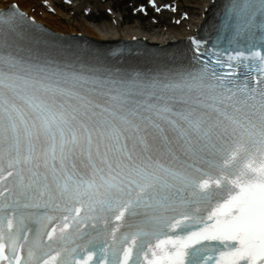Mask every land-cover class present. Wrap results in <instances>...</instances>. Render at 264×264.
Here are the masks:
<instances>
[{"label":"snow or ice","instance_id":"1","mask_svg":"<svg viewBox=\"0 0 264 264\" xmlns=\"http://www.w3.org/2000/svg\"><path fill=\"white\" fill-rule=\"evenodd\" d=\"M41 31L0 13V264H264V0L152 68Z\"/></svg>","mask_w":264,"mask_h":264},{"label":"bare ground","instance_id":"2","mask_svg":"<svg viewBox=\"0 0 264 264\" xmlns=\"http://www.w3.org/2000/svg\"><path fill=\"white\" fill-rule=\"evenodd\" d=\"M78 1V0H77ZM81 3H79L73 10L77 11L78 9H83L86 7L93 6L94 10H102L105 9L108 6H111V4L114 2V0H111L107 3H101L100 0H79ZM138 1V0H135ZM209 0H186L185 3L180 2L179 7L187 8L188 12L191 16V23H184L182 26H172L170 24H164L168 26V34L173 35L171 36H165L166 33L162 34L164 31H162V27L159 30L151 31V30H143L141 27H134V26H124L121 24L120 27H113L112 24H107L103 26L95 25L93 23H79L78 26H74L73 23H77L75 21H72L71 17H68L67 14L64 12L65 10L60 7L58 9L57 15H50L46 14L45 16H42V18H39V20L44 22L45 24L52 27L53 30L62 33L67 34L68 32H79L82 31L89 37H92L94 39H97L101 42H111L116 41V39L120 37L128 38L132 37L134 35H141L145 34L149 37V39L153 42H156V40L161 37L165 36L168 39L172 38H178L182 36H187L188 32L186 31V27L188 25H197L200 21L199 15L200 12L203 10V8L206 6ZM10 2H18L25 10L30 11L31 8H36V11H39V5L40 3L35 0H0V8H5ZM187 3V4H186ZM91 4V5H90ZM73 22V23H72Z\"/></svg>","mask_w":264,"mask_h":264},{"label":"rangeland","instance_id":"3","mask_svg":"<svg viewBox=\"0 0 264 264\" xmlns=\"http://www.w3.org/2000/svg\"><path fill=\"white\" fill-rule=\"evenodd\" d=\"M128 3H129V0H126L124 3L118 2V6H117V7H118V9H121V10L124 12V11L127 10ZM105 19H106V18H105ZM76 20H78V18H77ZM106 20H107V19H106ZM72 23H73V22H72ZM79 23H80V22H77L76 24L73 23V25H74V26H78ZM88 23H90V21H89ZM91 23L102 26L103 24H106V23H109V22H108V20H107V22H106L104 19L100 20V19L97 18V17H92V18H91ZM91 23H90V24H91ZM146 26H147V25H146Z\"/></svg>","mask_w":264,"mask_h":264}]
</instances>
